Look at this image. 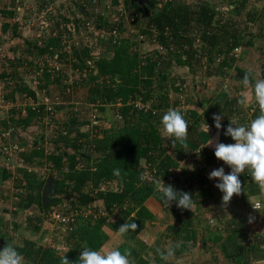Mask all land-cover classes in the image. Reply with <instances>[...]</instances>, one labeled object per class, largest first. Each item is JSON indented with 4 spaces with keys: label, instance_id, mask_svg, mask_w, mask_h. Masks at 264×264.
I'll use <instances>...</instances> for the list:
<instances>
[{
    "label": "trees",
    "instance_id": "obj_1",
    "mask_svg": "<svg viewBox=\"0 0 264 264\" xmlns=\"http://www.w3.org/2000/svg\"><path fill=\"white\" fill-rule=\"evenodd\" d=\"M113 1L118 5V0ZM251 1L227 0L229 14L226 15L210 0H172L168 3L145 0L144 4L124 0L126 14L108 24L109 34L101 37L107 52L99 56H95L86 44L68 47L62 39L67 40L70 32L59 31L39 46L32 43L42 52H51V56L57 53L59 61L70 59L73 63L72 73H78V77L69 83L62 67L54 72L44 71L38 87L45 88L46 95L52 100L57 98L65 103L64 106L57 104L53 114L45 112L44 104H35L27 105L24 114L11 108L0 116V160L3 161V166L0 164V183L11 179L13 187L19 190L14 193L13 212L20 215V219L16 218L12 225L0 217V249L9 243L6 233L11 229L18 230L24 226L39 230L48 219L57 226L56 230L53 229L52 241L39 243L23 238L13 244L26 264H60L63 254L73 264H78L79 255L85 247L102 254L115 249L123 252L127 248L131 250L130 259L134 264H169L156 251L161 249V241L168 247L178 245L174 256L187 253L198 239L199 222L196 224V221L200 216L195 207L205 201L210 206V200L217 204L219 200L215 181L208 178L209 169L223 167L226 174L231 170L223 162L217 161L214 151L207 146L200 150L208 137H212L213 131L217 130L213 114H222L219 142L225 144L233 143L230 136L224 135L230 120L247 125L260 114L259 108L251 114L247 113L240 103L244 99L241 87L234 95L225 85L215 92L213 98L208 95L199 101L193 100L188 89L191 87L193 92L209 77L221 80L230 78L232 70H236L234 79L244 85L243 80L238 78L244 71L236 66L235 50L254 45L256 34L251 31L250 25L264 23V0H256L262 1L261 7ZM15 4V0H0V15L12 18ZM79 7L83 9L79 10ZM79 7L78 12L85 15L86 5L81 3ZM117 23L122 28H119L116 37L111 29ZM128 23L136 32L129 35L124 33L123 26ZM12 25V35H19L16 24ZM97 25L101 27L100 23ZM9 26V22L3 23L1 31L4 32ZM258 36L264 37L263 32L259 31ZM142 42L152 47L151 52L143 48L139 50ZM261 51L260 56L264 57V47ZM174 65L188 67L192 73L189 86L185 77L173 74ZM84 69L87 70L86 75H83ZM197 73H200L199 77H196ZM6 76L8 74L0 71V82L5 86ZM248 76L251 83L252 78ZM14 77V87L2 95L6 102H16L19 92L35 96L28 84L17 75ZM49 84H56L60 94L51 96ZM83 88L87 89L85 96L78 97ZM137 101L149 107L141 109ZM92 104L99 107L102 121L108 122V127L103 123H93L91 118H81L78 114L83 107H92ZM109 109L114 110L110 118L106 115ZM168 109H178L189 123L186 147L179 142L173 147L171 141L161 135L163 126L160 121ZM59 110L67 115L65 121L58 114ZM45 115L49 117L47 122H44ZM98 120L101 121L100 118ZM36 123L43 125L40 133L32 140L29 149L23 148L28 142L20 136L27 135V131ZM205 123L210 128L208 134L204 131ZM48 125L53 132L45 140L44 131ZM6 132L8 136L3 135ZM3 145L16 147L19 164L15 169L6 166L9 162L2 154ZM185 161L194 165L192 170H183L184 178L175 175ZM42 162L48 172L41 178L39 172L30 169V166ZM114 169H120L119 177L113 174ZM48 176L52 177L54 183L52 191L59 195H50L44 206L42 192ZM160 177L166 185L197 198L193 201L194 208L178 209L175 213L173 202L167 208L153 183L154 179ZM239 179L244 185V192L239 196L234 195L231 200L241 197V213H221V205H216L221 216L210 224L206 221L208 236L201 239L216 244L228 264H256L257 259L264 257V234L253 231L250 236L248 217L255 210L253 203L259 201L262 207L255 211L264 219V192L251 180L247 171ZM33 206L37 209L31 210ZM159 209L171 211L173 221L166 224L155 244L149 247L152 256L147 248L145 252H140L131 241L156 219ZM87 210L91 213H83ZM53 211L60 213L66 221L52 219ZM102 211L107 214L102 215ZM72 212L74 218L70 220ZM125 222L137 224L136 230H130L123 237V242L113 249L106 247L109 231L117 233L119 226ZM57 235L61 240H54ZM56 243L64 248L57 249Z\"/></svg>",
    "mask_w": 264,
    "mask_h": 264
},
{
    "label": "rangeland",
    "instance_id": "obj_2",
    "mask_svg": "<svg viewBox=\"0 0 264 264\" xmlns=\"http://www.w3.org/2000/svg\"><path fill=\"white\" fill-rule=\"evenodd\" d=\"M5 1H9V0H5ZM15 1H16V4L14 7L16 9H15V14L12 18H8V16H6V18H3L4 16L0 15V38L6 39V37H4L3 35L4 33H2L1 31V27L3 26V23L9 22L10 26L7 28V30L8 29L11 30L13 26L12 24H16L17 29L19 31V35H21V37L26 36L29 39V37L31 36V33L29 32L28 27L26 28V30H24V27L27 26L26 25L27 21L30 20V22L35 23V26H36V28H32V30H34L35 32L38 31L39 34H43V36H47L53 32L55 33V35H57L59 31H64V33L70 32L69 36L71 35L73 37L72 40H70V38H68L67 40L62 39V41L65 40L67 45L74 44L76 45V47H80L81 45H84L88 40L89 44L92 43L90 46L92 49H94L95 56L106 54L107 52L105 51L106 47L102 43L103 39H101V37L107 36L108 24L116 22V14H115L116 10L115 8L112 7V4H114L113 0H96L95 2L96 4H94L91 0H15ZM110 1H112V4L111 3L108 4V2ZM119 1H120L119 4H122L121 6L125 8L124 0H119ZM190 1H197V0H190ZM210 1H213L215 4H217L218 7L222 8L224 13L225 12L227 13L226 15L229 14L228 13L229 10L227 7L228 6L227 0H210ZM251 2L253 4L255 3L256 6L262 5L260 1L256 2V0H252ZM81 3L86 5L87 13L85 15H81V13L78 12L77 10V7H79ZM105 4H108L110 9L105 8L104 6ZM249 5H251V3ZM10 6L12 7V5ZM80 8L82 7H79L78 9L80 10ZM97 16L100 17V20L98 19ZM13 19H15V21ZM76 19L78 20L77 23H76ZM84 19L85 21L90 22V29L87 28L85 24L83 23L85 22L83 21ZM19 21H22V23H20ZM41 21H45L47 24L45 25L44 23L42 25L44 27H39L41 24ZM117 21H118V18H117ZM71 22H75L78 25H76L75 29L71 26V29L69 30L68 25ZM97 23H100L101 27L98 26ZM79 27L82 28L80 32H79ZM83 29H86V32L83 31ZM123 29H124V33L125 34L128 33V35L136 32L131 23L126 24L125 27L123 26ZM131 29H133V31H131ZM250 29L253 33L256 34V36L253 39V43L255 44L249 47L242 46L238 48L237 50H235V52L237 55L236 66L240 69H243L244 72L250 75V77L252 78V83L250 85H245V84L241 85L238 81H236L234 79L236 70H232V74L230 78H226L224 80H221L218 77L217 78L209 77L207 79H204V84L202 83V86H201V83H200L199 84L200 87L197 86L193 92H191V87L188 89V93L194 97L193 98L194 101L195 100L199 101L202 98H204V96L208 97V95L210 96V98H213V96L217 93V90H219V88L225 85L227 86L228 90L234 95L238 94V87H241L243 92L249 87H251L250 89L247 90L249 95L248 96L244 95V99H243L244 101L243 107L247 109L248 113H250L248 107L253 103V99L255 97L254 96L255 82L257 79H264V60H263L264 57L260 56V53H259V52H262L261 50L264 47V37L258 36L259 31H262L264 34V23L257 22L256 24L255 23L251 24ZM32 34L36 35L37 33L36 34L32 33ZM93 34H96V36L97 35L99 36L98 43H97V39L93 37ZM43 36H41V39ZM32 37L34 38L33 35ZM35 38L37 39L39 37H35ZM99 39L102 40V42H100ZM80 40L82 41L80 42ZM13 46L14 45L12 43L10 45L9 44L6 45L4 50L1 52L2 55L0 56V59L5 58L7 56L6 50L12 49ZM18 46L19 48L21 47L20 44H18ZM138 48L139 50L144 49L149 53L151 52L150 49L152 47H150V45L147 42H144V43L142 42L139 44ZM0 51H1V47H0ZM12 59L14 58L7 59V62H9ZM32 63L35 67H40V68L41 66L45 65L44 61H42L41 59L40 61L39 59H35V61L33 59ZM26 67L28 69L29 67H32V65H27ZM172 70H173V74H178L181 77H185L186 78L185 82L187 86H189L190 80L192 82V73L188 70V67H183V66L180 67V66L174 65ZM68 71L69 69H64V73L67 76L66 80L67 82L72 83L74 80V77H78V73L75 74V73L68 72ZM43 73L44 71H40L41 75L39 76L38 79H40ZM32 74H33V68H29V71L22 74L21 80L25 84H30L33 87L35 85V82L33 83L31 82ZM86 74H87V70L84 69L83 75H86ZM199 75L200 73H197L196 77H199ZM39 82L41 83V80H39ZM0 84L2 85V87L0 85V104H1L0 116H2L5 114L4 109L7 108V105H4L3 103H1V102H5L2 95L4 94L3 92H6V89L4 88L2 83ZM55 86L57 85L49 84V87L51 90V93L49 94L51 96L60 94L59 87H55ZM3 88L5 89V91ZM11 88H13V86H11L10 88L7 87L8 89L7 92H9ZM43 89L45 90V88ZM86 92H87V89L83 88L82 90H80L78 97L85 96ZM19 102L20 103L22 102L23 105L26 104L24 97L19 99ZM94 112L97 114V118L101 119V121L98 120L100 124L103 123V125L105 124V126L109 124L106 121L105 122L102 121L104 120L101 117L102 112L99 110V107L97 105L92 104V107H83L79 111L78 114H80L81 118H92V114ZM113 112L114 110L109 109L106 113L107 117L108 118L112 117ZM65 117L66 115L63 116L64 121H65ZM55 126L53 127L56 128ZM41 127H43L42 123H36L31 129H29V131H27V135H23L24 137L22 135L20 136L21 138H23L25 141L28 142L27 144L23 146V148H26V149L30 148L32 144V140L34 138H37V135L40 133ZM45 132H46L45 140H47L49 139V134L53 132L50 125L47 126L44 133ZM1 138H2V134H0V140ZM17 138L19 139V137ZM17 138L15 140H17ZM17 153L18 152L16 151L14 153V158H11V162L6 164V166H9L10 169H15L17 164H19L17 161V157H18ZM2 162L3 161L1 159L0 160L1 166H3ZM37 165L34 164L33 167L30 166V169H33L34 171L39 172L41 178L47 175L48 169L46 165H44V162H42L38 166ZM193 167L194 165L190 164L189 161H185L184 163H182V167L177 169L174 174L184 178L183 170L189 171V170H192ZM212 170L213 168L209 169V171H212ZM213 182L214 184H216L218 180L214 178ZM17 191L19 190H16L13 187L11 179L6 181L5 183H0V217L6 223L8 222L11 224L14 222L16 218L18 220L20 219V215H15V212H13L14 205H15L14 204V199H15L14 193ZM216 191H218L217 196L219 197L217 204H215L212 200H210V204H209L210 206L206 205V201H205L199 207H195L196 210L198 211V216H200L198 217V220L196 221V224L199 222L198 229H197V232H198L197 242H195L192 245V247H190L191 249H189L187 253L170 258L167 261L169 262V264H228V261L225 259L224 255L220 253V251L218 250V246L216 244L213 245L207 239L206 240L201 239V238H206V236H208V232H206V221L210 224V222H212V220H215L217 216H221V213H225L227 211L226 208L219 206L222 203L223 193L218 188ZM56 195H59V194L53 190L51 196L53 197ZM65 199L66 198H64V200ZM233 204H236V205H233ZM241 204H242L241 197L240 198L238 197L235 200L234 199L231 200V202L227 206V209L229 211L233 209L241 210L242 209ZM216 205L220 207L219 210L221 211V213L218 210V207ZM192 208H194V206H192ZM34 209H37V208L33 206L31 210H34ZM102 212H103V215L107 214L104 211ZM170 221H173L171 211L159 209L156 215V219L153 220L152 222H149L147 224L146 229L142 230L131 241L133 242L132 245L139 248L141 250L140 252L142 253L145 252V249L147 248L146 249L147 252L153 256V253L151 252L150 248L151 246L155 244V241L159 237L160 232L164 230L166 224H168V222ZM55 227H57L55 222L46 219L45 223L39 230L37 229L31 230V229H28L27 227L20 226L18 230L11 229L9 233H6V236H8L7 237L8 239H10L9 240L10 244L18 243L23 238H29L32 240H36L39 243H42V242L47 243L49 241H52V239L54 238L53 229L56 230ZM259 229H261V226H259ZM47 230H49V233H46ZM261 231H262L261 233L264 234V229H261ZM109 232H110L109 236L111 235L110 236L111 240L110 242H108L110 239L109 238L106 241V247L114 248L123 242L124 240L123 237L118 235V233H115V231L113 232L112 230H110ZM250 236H252V232L250 233ZM60 238L61 237H58L57 235V238L54 240L56 241L61 240ZM1 241L3 242V239ZM160 241H158V244H160ZM61 246L62 244H59V243H56L55 245L57 249L62 250L64 247H61ZM160 246H161L160 247L161 249L168 247V245L163 243L162 241H161Z\"/></svg>",
    "mask_w": 264,
    "mask_h": 264
},
{
    "label": "clouds",
    "instance_id": "obj_3",
    "mask_svg": "<svg viewBox=\"0 0 264 264\" xmlns=\"http://www.w3.org/2000/svg\"><path fill=\"white\" fill-rule=\"evenodd\" d=\"M242 80L245 85L250 84L247 73L244 74ZM254 96L255 102L260 109V114L247 125L239 124L236 120H230L224 130V135L230 136L235 143L214 142L213 139L208 137L207 142L200 148L201 150L205 146L213 147L214 156L231 169L226 174L223 167H218L208 174L209 179L215 178L218 180L215 187L223 193L221 206L225 208L234 195L239 196L244 192V185H242L239 176L246 171L250 174L251 180L257 184L260 191L264 192V79L256 80ZM240 103L243 105L244 101L241 100ZM221 119L222 114H213V121L217 130L222 128ZM160 123L163 126L161 135L164 139L170 140L173 147L177 142L183 147L187 146L189 123L178 109H168L162 115ZM204 131L207 134L210 131L206 123ZM113 174L119 177L120 169H114ZM153 183L160 194V199L167 208L175 201L178 209L191 210L194 202L190 193L175 190L172 185H166L161 177L154 179ZM254 209L259 211L260 206L258 205ZM134 217H131V220ZM254 219L253 216L249 215V223L253 222ZM136 228L137 224L125 222L119 226L117 233L124 237L129 234L130 230L134 232ZM176 247L178 245H170L166 250L157 249L156 251L162 260L168 261L174 257ZM130 257L131 250L127 248L123 252L115 249L102 254L100 251L85 247L79 255L78 264H134ZM0 264H26V262L13 244L6 243L0 249ZM60 264H73V262L63 254L60 258Z\"/></svg>",
    "mask_w": 264,
    "mask_h": 264
},
{
    "label": "crops",
    "instance_id": "obj_4",
    "mask_svg": "<svg viewBox=\"0 0 264 264\" xmlns=\"http://www.w3.org/2000/svg\"><path fill=\"white\" fill-rule=\"evenodd\" d=\"M186 1L190 2V0H186ZM204 1H206V0H204ZM260 3H262V1H260ZM230 7H231V5H230ZM259 7H261V6H259ZM13 20L15 21V19H13ZM19 22L22 23V21H19ZM44 23H45V25L47 24L45 21H41V24H44ZM76 23L75 22L69 23V25H68L69 26V30L71 29V26L75 29V25H73V24H76ZM41 24H40L39 27H42ZM26 25L27 26L24 27V30H26V28L28 27L29 32L31 33V36L29 37V39L26 36H25L26 37L25 38L23 36L21 37V35H12V33H11V31L9 29L8 30H5L4 32H2V33H4L3 35H4V37H6V39L0 38V47H1L0 56L2 55L1 52L4 50V48L6 47V45H8V44L10 45L11 43L14 45L12 47V49L6 50L7 51L6 52L7 53L6 54L7 56L5 58L0 59V71H3L6 74H8V76L5 77V82L7 83V86H5L3 82H0V83L3 84L4 88L6 89V92H3V93H7V91H8L7 87H9V88L11 86L14 87V83H15L14 76L16 74H18L17 76L21 78L22 74H24L27 71H29V68H33V72H36L39 69V67H35L33 65V63H32V60L33 59H34V61H35V59H39V61L41 59L42 61H44V64H45L44 66L47 67V61H48L47 59H48V57L49 58L51 57V55H50L51 52L50 53L47 52V51L46 52H42V51H40L39 48L34 47L33 44H36L37 46L42 45L43 44V43H41L42 41H44L45 39H47L49 36H56L55 33L53 32V33H51V34H49L47 36H43V34H39L38 31L35 32L34 30H32V28H36L35 23L30 22V20H28ZM32 33H35V34L37 33L36 34L37 36L34 35V34H32ZM32 35L34 36V38L32 37ZM41 36H43L42 39H41ZM35 37H39V38L36 39ZM44 37H46V38H44ZM93 37L97 39V43H98L99 36L98 35L96 36V34H93ZM69 38H70V40L73 39V37L71 35L69 36ZM30 41H32V42L29 43ZM81 41L82 40H80V42ZM99 41L102 42V40H100V39H99ZM18 44L21 45L20 48H19ZM85 44L89 46V48L91 49V52L95 53L94 49H92L91 46H90L92 43L89 44V42L87 40V42ZM69 46L70 45L68 44V47ZM8 53H9V55H8ZM9 58H14V59H12L9 62H7V59H9ZM58 62L60 64V66L63 68V70L64 69H69L68 72H72L73 71L72 70V64L73 63H72V61H70V59H65L64 58L63 61H59L58 60ZM27 65H32V67H29L27 69V67H26ZM26 69H27V71H26ZM1 87H2V85H1ZM250 88L251 87H249L248 89H250ZM5 89H4V91H5ZM248 89H246L244 91V93H243L244 95H247V96L249 95V93L247 91ZM18 97L21 98L20 95H18ZM60 104H64L65 105V103H63V102H60ZM9 110H11V108H8L7 107V108L4 109L5 113L6 112H9ZM58 114L61 117H63L64 115H66L62 110H59L58 111ZM66 117H67V115H66ZM66 117H65V119H66ZM210 139H213L214 142H219V130H214L213 133H212V137ZM207 147L209 149H212L214 151V148L213 147H211V146H207ZM233 205H236V204H233ZM220 207H222V206H220ZM226 210H227L226 212H229V210L227 209V207H226ZM241 210L240 209L239 210L233 209V210H230V213L229 214H232V213L234 214V212H236L235 214H237V213L240 214L241 213ZM246 213H248V212H246ZM254 215H257V216H254ZM251 216H253L255 219H254L253 222L250 223V229H249L250 230V233L252 232V234H253V231L254 232L255 231L262 232L261 229H264V219H262L261 216L259 214H257V211H255V210H254L253 213H251ZM259 226H261V229H259ZM110 236H109V238H110ZM110 240H111V238L109 239L108 242H110ZM110 249H113V248H110ZM256 264H264V257L257 259L256 260Z\"/></svg>",
    "mask_w": 264,
    "mask_h": 264
},
{
    "label": "built area",
    "instance_id": "obj_5",
    "mask_svg": "<svg viewBox=\"0 0 264 264\" xmlns=\"http://www.w3.org/2000/svg\"><path fill=\"white\" fill-rule=\"evenodd\" d=\"M94 4H96L95 2H96V0H91ZM119 1V0H118ZM160 2H162V3H168V2H170V1H172V0H159ZM120 2V1H119ZM119 2H118V5H115V4H112V1H110V2H108V4L109 3H111L112 4V7L113 8H115V10H116V13L117 12H119L118 14L119 15H116V18H118L119 19V17L122 15V14H126L125 12H126V8H123V6H121L122 4H119ZM93 4V5H94ZM108 4H105L104 6H105V8H107V9H110V7H109V5ZM119 6V7H118ZM115 13V14H116ZM128 20V19H127ZM78 20L76 19V22H77ZM83 21H85V19L83 20ZM84 24H85V26L87 27V28H89L90 29V22L89 21H85V22H83ZM41 25H43V24H41ZM74 25V24H73ZM76 25H78V24H75V28H76ZM42 27H44V26H42ZM119 28H122L120 25H118V23L116 24V25H113L112 26V29H111V33L114 35V36H118L119 35ZM68 29H69V26H68ZM82 30V28L81 27H79V32ZM83 31H85L86 32V29H83ZM108 34H109V32H108ZM238 48H236V50H237ZM48 61H47V67H45L44 65L43 66H41V68L39 67V69L36 71V72H33V74H32V77H31V82L33 83V82H35V85L32 87L30 84H28V86L30 87V89H32L33 91H34V93H35V96L34 97H32V96H29V95H27L26 93H24V92H19V94L18 95H20L21 96V98L22 97H24V100H25V102H26V104H22V102L20 103L19 102V99H21L20 97H18V99H17V101L16 102H1V103H3L4 105H7V107L8 108H14L17 112H20V113H26V106L27 105H33V106H35V104L36 105H38V104H44V106H45V112L46 113H50V114H53L55 111H56V109H55V106L57 105V104H60V101L56 98V100H52L48 95H46V93H45V90L44 89H40L38 86H39V84H40V82H39V76L41 75L40 74V71H48V72H54V71H57L58 69H60V64H59V62H58V55H57V53H55L53 56H51L50 58L48 57V59H47ZM88 64H89V66H91V62L90 61H88L87 62ZM138 102V106H139V108H141V109H147L148 107H149V105L148 104H146V103H144V102H142V101H137ZM0 106H1V104H0ZM249 108V112L250 113H248V111H247V113L248 114H251L255 109H257V108H259L258 107V105L256 104V102H255V97H254V99H253V103L248 107ZM92 122L93 123H97L98 121H97V114L94 112L93 114H92ZM49 120V117H47V115H45V119H44V122H47ZM4 136H8V133L6 132L5 134H3ZM233 143H235V141H233ZM16 148V147H15ZM13 146H10V145H3L2 146V154H3V156H4V158H5V160H7L6 162H11V158H14V153L16 152V149H15ZM217 161H219V160H217ZM220 162V161H219ZM113 183H115V182H113ZM104 188V186H102L101 187V189H103ZM260 206V208L262 207V204H261V202H259V201H255L254 203H253V206H252V208L254 207H257V206ZM253 208V209H254ZM93 212V211H92ZM83 213H85V214H88V213H91L89 210H87V211H85V212H83ZM101 214L103 215V212H101ZM51 218L52 219H55V220H57V221H63V220H65V218L60 214V213H58V212H56V211H53L52 212V214H51ZM70 220H73V218H74V215H73V212H72V214H70ZM68 218V219H69ZM67 219V220H68ZM66 221V220H65ZM65 221H63V222H65ZM61 247H63V246H61Z\"/></svg>",
    "mask_w": 264,
    "mask_h": 264
},
{
    "label": "water",
    "instance_id": "obj_6",
    "mask_svg": "<svg viewBox=\"0 0 264 264\" xmlns=\"http://www.w3.org/2000/svg\"><path fill=\"white\" fill-rule=\"evenodd\" d=\"M132 2H137L139 4H144L145 3V0H132ZM81 9H83V8H80V10ZM245 73L246 72H242L239 75V78L240 79H243ZM63 105L64 104H60V106H63ZM53 186H54V183L52 181V177L51 176H48L47 179H46L44 188H43V192H42V203H43L44 206L47 204V202L49 200V196L52 194ZM192 200L193 201H196L198 199L197 198H192ZM173 204H174V211H175V213H177L178 212V208L176 207V202L173 201Z\"/></svg>",
    "mask_w": 264,
    "mask_h": 264
}]
</instances>
